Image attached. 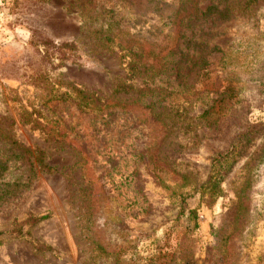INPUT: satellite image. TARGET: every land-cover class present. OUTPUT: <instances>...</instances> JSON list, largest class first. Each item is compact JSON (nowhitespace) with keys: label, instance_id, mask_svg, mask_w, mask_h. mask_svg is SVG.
I'll return each instance as SVG.
<instances>
[{"label":"rangeland","instance_id":"1","mask_svg":"<svg viewBox=\"0 0 264 264\" xmlns=\"http://www.w3.org/2000/svg\"><path fill=\"white\" fill-rule=\"evenodd\" d=\"M151 2L0 0V264H264V0ZM122 85L100 156L23 120Z\"/></svg>","mask_w":264,"mask_h":264},{"label":"trees","instance_id":"2","mask_svg":"<svg viewBox=\"0 0 264 264\" xmlns=\"http://www.w3.org/2000/svg\"><path fill=\"white\" fill-rule=\"evenodd\" d=\"M153 2L154 0L151 2L152 5ZM107 41H111V38ZM139 66L140 62L135 56L134 61L130 65V70L139 72ZM177 78L179 80L185 79L182 63L177 65ZM132 89V86L122 85L114 91L112 98L107 99L99 96L97 92L74 87L70 89L69 93H64L59 99L55 100V109H66L68 114L66 117L60 112L53 118H46L45 123H41L39 117H34L33 114H30L25 115L23 120L26 124L31 125L33 129L42 131L53 141L68 142L74 149L83 153L86 159L95 155L100 156L107 148V132L116 119L117 106L120 105L117 102L119 98L117 100L114 97ZM162 116L163 114H158L156 119L158 120ZM60 129H64V133ZM137 156H140L142 162H146L147 157L144 152L138 153ZM40 162L45 168L52 170L44 161L41 160ZM218 178L220 180L210 176L207 182V190L210 192L211 200H216L220 194L219 189L223 178Z\"/></svg>","mask_w":264,"mask_h":264}]
</instances>
